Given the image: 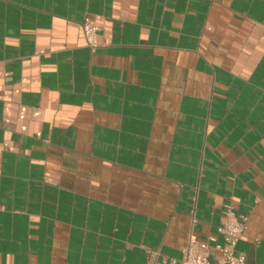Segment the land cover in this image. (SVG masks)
<instances>
[{
  "label": "crops",
  "instance_id": "1",
  "mask_svg": "<svg viewBox=\"0 0 264 264\" xmlns=\"http://www.w3.org/2000/svg\"><path fill=\"white\" fill-rule=\"evenodd\" d=\"M225 204L264 264V0H0V264H180Z\"/></svg>",
  "mask_w": 264,
  "mask_h": 264
},
{
  "label": "built area",
  "instance_id": "2",
  "mask_svg": "<svg viewBox=\"0 0 264 264\" xmlns=\"http://www.w3.org/2000/svg\"><path fill=\"white\" fill-rule=\"evenodd\" d=\"M83 30L90 46H94L98 27L86 19ZM223 218L216 226V232L221 236L210 234L205 239H197L190 234L187 244L182 249L180 264H245L242 254L234 253V246L241 236L247 222V216L238 214L231 204H225L222 210ZM145 264H156L153 258H148Z\"/></svg>",
  "mask_w": 264,
  "mask_h": 264
}]
</instances>
